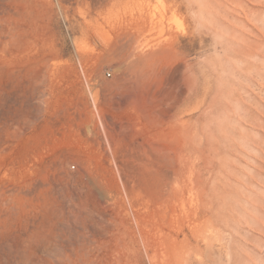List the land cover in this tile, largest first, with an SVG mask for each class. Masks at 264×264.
Returning a JSON list of instances; mask_svg holds the SVG:
<instances>
[{
	"label": "rangeland",
	"instance_id": "obj_1",
	"mask_svg": "<svg viewBox=\"0 0 264 264\" xmlns=\"http://www.w3.org/2000/svg\"><path fill=\"white\" fill-rule=\"evenodd\" d=\"M0 264H264V0H0Z\"/></svg>",
	"mask_w": 264,
	"mask_h": 264
},
{
	"label": "bare ground",
	"instance_id": "obj_2",
	"mask_svg": "<svg viewBox=\"0 0 264 264\" xmlns=\"http://www.w3.org/2000/svg\"><path fill=\"white\" fill-rule=\"evenodd\" d=\"M129 37H130V36H129ZM130 38H131V37H130ZM127 41H128V40H127ZM121 44L123 45V43H121ZM122 45H119V46H122ZM125 45H126V44H125ZM117 47H118V46H117ZM120 48L123 49V48H125V46H124V47H120ZM116 49H117V48H116ZM122 49H120V50H122ZM117 51H118V50H117ZM120 52H121V51H120ZM128 64H129V63H128ZM128 64H127V65H128ZM130 65H131V64H130ZM128 66H129V65H128ZM93 183H94V182H93ZM89 184H90V182H89ZM90 187L92 188V186H90ZM89 189H90V188H89Z\"/></svg>",
	"mask_w": 264,
	"mask_h": 264
},
{
	"label": "built area",
	"instance_id": "obj_3",
	"mask_svg": "<svg viewBox=\"0 0 264 264\" xmlns=\"http://www.w3.org/2000/svg\"><path fill=\"white\" fill-rule=\"evenodd\" d=\"M107 75H110V73H109V72H107ZM71 166H72V168H74V167H75V165H74V164H72Z\"/></svg>",
	"mask_w": 264,
	"mask_h": 264
}]
</instances>
